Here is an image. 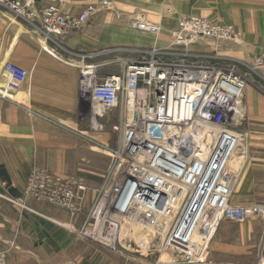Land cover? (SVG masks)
<instances>
[{
    "label": "built area",
    "instance_id": "1",
    "mask_svg": "<svg viewBox=\"0 0 264 264\" xmlns=\"http://www.w3.org/2000/svg\"><path fill=\"white\" fill-rule=\"evenodd\" d=\"M40 1L0 0V6L16 18L33 19ZM58 2L40 11L42 30L50 36L81 27L93 11L89 7L68 13ZM130 21L142 31L158 34L161 30L143 17L134 16ZM171 35L172 44L180 48L199 40H240L231 25L198 16L180 18ZM200 57L184 53L172 58L154 48L140 59L127 61L123 74L106 77L88 65L82 71L80 91L83 99L103 111L120 108L122 113L121 122L114 126L119 133L115 156L121 173L111 185L104 214L111 232L120 238L130 223L141 224L160 236L164 248L182 251L190 260L205 261L221 223L264 219V201H234L245 164L244 158L236 169L232 162L247 138L239 129L245 119L240 109L247 74L230 63ZM256 65L264 67V58H258ZM4 71L0 97L14 100L28 70L7 62ZM69 185L54 176L40 184L32 182L29 192L70 207L75 193ZM79 189L85 190V186L80 184ZM0 264H6L4 252Z\"/></svg>",
    "mask_w": 264,
    "mask_h": 264
},
{
    "label": "crops",
    "instance_id": "2",
    "mask_svg": "<svg viewBox=\"0 0 264 264\" xmlns=\"http://www.w3.org/2000/svg\"><path fill=\"white\" fill-rule=\"evenodd\" d=\"M56 1L41 0L30 21L16 19L10 13L13 18L8 21L7 10L0 6V84L6 80L5 63L28 70L27 80L14 100L0 97L1 194L8 187L14 195H20L34 169L101 177L110 164L109 152L119 141L113 126L121 122L120 109L99 114L80 92L82 71L88 65H94L100 77L120 74L121 58L114 48L120 42L118 27L113 22H101L103 18L94 13L81 27L47 37L42 32L40 11ZM60 1L68 13L77 14L85 8L74 0ZM103 13L108 19L115 14ZM124 15L128 19L130 13ZM126 40L136 41L135 37ZM243 107L240 113L245 111V119L239 129L247 135L246 159L252 160L248 168L245 160L243 174L257 175L262 188L264 96L247 87ZM90 186L86 183L88 189ZM30 205L33 210L25 211L0 197V252L7 253V264H87L89 247L85 238L65 227H75L83 214L74 218L53 205L33 201ZM245 223L246 229L238 234L220 231L213 246L222 253H250L264 233V219ZM231 240L238 244H231L235 243Z\"/></svg>",
    "mask_w": 264,
    "mask_h": 264
},
{
    "label": "rangeland",
    "instance_id": "3",
    "mask_svg": "<svg viewBox=\"0 0 264 264\" xmlns=\"http://www.w3.org/2000/svg\"><path fill=\"white\" fill-rule=\"evenodd\" d=\"M74 1L79 2L85 7L82 11L92 7L93 11L90 17L94 13H97L98 16L103 18L101 22H113V25L118 27L120 42L114 48H118L116 53H118L121 59L126 58L125 60L120 59V74L125 72L127 61L140 59L154 48L163 49L166 53H170L172 58H176L184 53H189L190 55L198 53L201 55L200 60L223 61L237 66L242 72L247 74V87H253L264 96V67L256 65L258 58H264V0ZM105 2H109L110 6L107 7L108 4ZM173 9L181 12H171ZM103 11H114L115 14L112 15V19H108L104 18L106 15H103ZM7 12L9 21V17L13 18L14 15L8 10ZM125 13H130L128 19L125 18ZM136 15H140L151 22L161 25V33L154 34L149 31L135 29L131 26L130 20ZM185 16H198L206 18L212 23L231 25L240 34V40H199L185 48L176 47L172 44L171 30L176 27L179 19ZM16 19L25 20L23 18ZM8 29H10V26H8ZM128 37H130V41L132 37H135L136 41L130 43L126 40ZM121 38L126 39L121 40ZM243 149H246V143L242 145ZM118 150L119 141L117 146L109 152V166L102 173L101 177H97L96 179L89 178L86 175L66 176L54 174L47 170L34 169L26 179L25 186L21 190L20 195H14L12 190L6 187L7 189L4 191V194L0 193V197L25 211L33 210L30 205L31 201H33L64 209L74 218L83 214V220L77 223L75 227H65L85 238L86 244L89 247L87 264H264V233L261 239L255 241L254 246L250 248V253L233 252L229 254L227 250L222 253L220 249L217 250L218 248L213 246V242L220 231L238 234L239 231L246 229V221L223 222L211 241V254L205 261L190 260L183 253H179L171 248H164L160 236L141 224L134 223L132 226H128V228L130 227L129 230H126L127 228L123 229L122 233L124 234L120 238L117 236V232L114 235L110 230L111 223L104 219V214L109 206L110 198L108 196L111 185L121 173V171L120 173L118 172L115 156ZM246 156L247 154L245 155V160H247L248 168L252 160L250 158L246 159ZM54 176L62 177L69 182V186L75 193L72 206L59 205L49 201L46 198L48 197L47 195L40 194L34 196L29 192L32 182L40 184ZM257 177V175H252V173L244 175L243 171L241 172L240 180L234 191L235 203L245 204L264 201V180L262 181L261 188L260 180ZM86 183L91 185L90 189L86 187ZM80 184L85 186V190L79 189ZM142 229L148 230L151 237L148 238L142 232ZM127 231L130 232L127 233ZM140 236H145V239H137ZM231 244H238V242L235 241V243ZM233 249L234 251H238L237 248ZM4 253L7 264L8 255L6 252Z\"/></svg>",
    "mask_w": 264,
    "mask_h": 264
},
{
    "label": "bare ground",
    "instance_id": "4",
    "mask_svg": "<svg viewBox=\"0 0 264 264\" xmlns=\"http://www.w3.org/2000/svg\"><path fill=\"white\" fill-rule=\"evenodd\" d=\"M59 2V4L62 6V1H60V0H58ZM142 17V16H140V15H136L135 17ZM26 19V18H25ZM143 19L144 20H146V22L148 21V22H151V21H149V20H147V19H145L144 17H143ZM27 20H31V19H27ZM159 25V24H158ZM160 27H161V30H160V32L158 33V34H160L161 33V31H162V26L161 25H159ZM135 29H137V30H140L139 28H135ZM140 31H142V30H140ZM42 32L47 36V37H51L50 35H48V34H46L43 30H42ZM171 38H172V42H173V37H172V35H171ZM81 79H82V76H81ZM81 79H80V83H81ZM93 108L94 109H96L97 111V113H102L103 112V110L102 109H100V107L99 106H96L95 104H93ZM241 110V109H240ZM245 155H246V149L244 150H241L238 154H237V156H236V158H235V160L232 162V165H233V167L234 168H236V169H239L240 168V166H241V160L242 159H244L245 158ZM130 226H132L131 225V223H130ZM130 228V227H129ZM148 228V227H147ZM148 229H150V228H148ZM142 232L143 233H145V235H147L148 236V238H150L151 237V234H150V232L148 231V230H143L142 229ZM122 234H124V233H121L120 234V237H121V235ZM137 239H140V240H144L145 239V236L144 237H138ZM179 253H183L182 251H179Z\"/></svg>",
    "mask_w": 264,
    "mask_h": 264
}]
</instances>
